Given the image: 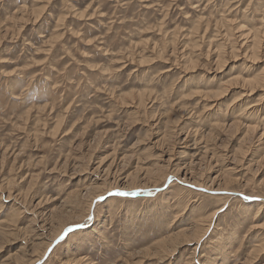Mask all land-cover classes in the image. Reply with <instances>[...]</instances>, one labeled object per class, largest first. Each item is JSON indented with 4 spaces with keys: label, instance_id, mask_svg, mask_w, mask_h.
Segmentation results:
<instances>
[{
    "label": "rangeland",
    "instance_id": "rangeland-1",
    "mask_svg": "<svg viewBox=\"0 0 264 264\" xmlns=\"http://www.w3.org/2000/svg\"><path fill=\"white\" fill-rule=\"evenodd\" d=\"M0 264H264V0H0Z\"/></svg>",
    "mask_w": 264,
    "mask_h": 264
},
{
    "label": "bare ground",
    "instance_id": "bare-ground-1",
    "mask_svg": "<svg viewBox=\"0 0 264 264\" xmlns=\"http://www.w3.org/2000/svg\"><path fill=\"white\" fill-rule=\"evenodd\" d=\"M205 162V161H204ZM171 180V179H170ZM192 186V185H191ZM122 191V190H121ZM141 192L142 191H134V192H130V193H125V194H128V195H131V196H135V195H138V194H141ZM149 193V192H148ZM146 194V195H151L150 193L149 194ZM143 195V194H142ZM249 199V198H248ZM90 214V213H89ZM93 214V213H92ZM88 218H90L91 219V217H88ZM86 219V218H85ZM92 221V220H91ZM89 222L90 221H85L84 223H83V226L84 225H88L89 224ZM180 224V223H179ZM176 225V224H175ZM89 227V226H88ZM74 228V227H73ZM69 229V228H68ZM75 232V231H74ZM174 234V233H173ZM60 235V234H59ZM40 260V259H39Z\"/></svg>",
    "mask_w": 264,
    "mask_h": 264
}]
</instances>
